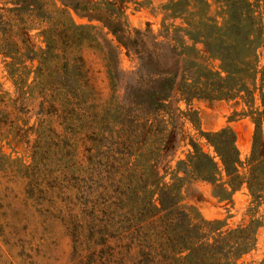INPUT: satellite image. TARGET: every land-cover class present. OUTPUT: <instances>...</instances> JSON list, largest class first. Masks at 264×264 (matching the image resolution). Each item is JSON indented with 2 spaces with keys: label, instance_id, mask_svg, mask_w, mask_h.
<instances>
[{
  "label": "rangeland",
  "instance_id": "obj_1",
  "mask_svg": "<svg viewBox=\"0 0 264 264\" xmlns=\"http://www.w3.org/2000/svg\"><path fill=\"white\" fill-rule=\"evenodd\" d=\"M181 1L0 0V49L25 41L38 50L42 34L58 40L42 68L26 61L24 47L13 67L17 85L0 54V264H179L159 248L161 224L140 213L133 188L154 167L165 182L176 179L191 140L213 154L202 132L231 128L246 161L255 130L246 92L211 100L199 91L205 86L195 72H219L220 62L186 32L200 38L201 18L222 15V0H211L210 9ZM256 7L264 31V0ZM257 66L264 77V48ZM242 69L237 78L247 84ZM111 106L110 117L101 114L109 117L105 128L96 125L91 114ZM146 118L151 128L142 129L137 122ZM99 126L88 139V127ZM148 131L160 134L152 153ZM179 177L182 209L221 232L252 225L256 248L238 264H264V198L255 201L247 188L228 197L189 174Z\"/></svg>",
  "mask_w": 264,
  "mask_h": 264
},
{
  "label": "trees",
  "instance_id": "obj_2",
  "mask_svg": "<svg viewBox=\"0 0 264 264\" xmlns=\"http://www.w3.org/2000/svg\"><path fill=\"white\" fill-rule=\"evenodd\" d=\"M37 1L39 0H34L35 3ZM193 1L196 4L200 1V6L205 5L211 8V0ZM257 2L258 0L218 1V4H224L225 10L222 15L209 14L201 18L200 38H193L189 30L186 32V37L190 41L203 44L206 54H209L212 60L220 62L219 72L202 67L195 72L201 78V84L205 86L199 91L205 93L206 98L211 100L243 98L241 94L246 92L247 107L253 111L252 120L255 125L251 156L246 161L242 160L237 135L231 128L216 132H202L201 137L205 139L206 145L213 149V154L205 151L199 140H191L189 154L185 160L178 163L176 179L172 178L170 183L165 182L164 178L155 172L154 167L152 171L143 173L138 186L133 188L135 192L133 200L140 207V213H152L153 216L150 217L152 221L161 224L156 232L159 248L173 256L179 264H238L243 256L256 248L257 236L252 225L221 232L213 229L214 222L191 218V215L180 205L182 185L179 183L181 179L179 175L189 174L197 180L207 182L228 197H232L242 188H247L255 201L264 198V77L259 78L261 72L257 66L258 50L264 48V31L258 17ZM178 3L189 6L190 0H182ZM187 26L190 28L191 24L187 23ZM115 33L116 31L114 35ZM42 37L45 46L38 50L27 47L25 41H22L23 47L17 43L15 45L6 42L1 46L0 54L6 61L9 60L8 73L15 85L17 81L13 67L19 65L18 58L25 54L24 47L29 53L26 61L32 64L38 62L41 68L47 60H51L48 56H54L58 40L55 36L47 37L42 34ZM243 66H247V84H241L237 78L243 72ZM60 88L59 84L53 86L59 96L63 95ZM183 95L189 97L202 94L183 92ZM164 101L167 100H163L160 108L166 105ZM257 101L259 106L255 107ZM112 112L114 113L113 106L107 111H96L91 114L92 120L95 118L98 121L96 125L100 123V126L105 128ZM103 113L109 117H101ZM86 122L84 120L81 123V130L87 127ZM137 124L142 129H146L151 128L152 123L146 118L138 120ZM100 126L91 130L88 127L85 133L88 139L98 137ZM147 134V137L151 136L148 138L149 144H146L147 152L152 153L154 150L149 149V145H152L160 134L151 133V131ZM165 138L166 136L160 137L161 142H164ZM170 143L171 141L169 145ZM169 145L167 146L165 142L163 150ZM150 157L152 158V155ZM139 159L144 160L143 152ZM216 198L225 200L224 196L220 195H216ZM181 222L183 224H179ZM208 234L216 237L207 238ZM200 235L205 237H199Z\"/></svg>",
  "mask_w": 264,
  "mask_h": 264
}]
</instances>
